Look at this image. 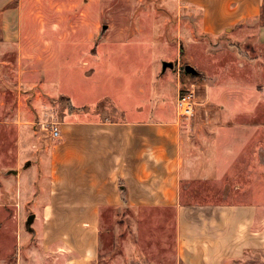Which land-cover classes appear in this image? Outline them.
<instances>
[{
  "label": "rangeland",
  "instance_id": "obj_1",
  "mask_svg": "<svg viewBox=\"0 0 264 264\" xmlns=\"http://www.w3.org/2000/svg\"><path fill=\"white\" fill-rule=\"evenodd\" d=\"M87 1L84 16L86 1L71 0L77 6L66 10L63 24L78 34L56 40L54 56L21 54L15 45L0 43V264L50 263L25 248L40 241L41 231L29 230L31 209L17 192L44 183L34 162L54 141L51 127L71 110L70 103L98 111L76 113L77 118L100 116L101 111L121 117L118 105L155 108L164 103L176 111L174 72L182 83L178 93L189 88L196 102L193 114L179 119L183 202L264 204V45L225 33L181 39L180 63L173 61L161 73L162 61L178 51L177 38L170 36V30L177 31V0ZM164 17L169 20L167 40L159 32ZM133 28L137 31L131 35ZM186 65L195 73L187 72ZM46 83L60 95H47ZM13 171L22 172L20 183ZM100 223L93 264H177L171 208H107ZM233 264H264V248Z\"/></svg>",
  "mask_w": 264,
  "mask_h": 264
},
{
  "label": "crops",
  "instance_id": "obj_2",
  "mask_svg": "<svg viewBox=\"0 0 264 264\" xmlns=\"http://www.w3.org/2000/svg\"><path fill=\"white\" fill-rule=\"evenodd\" d=\"M85 1L81 15L87 16ZM176 5L177 31L170 30V36L177 38L178 51L166 61L180 63L181 39L196 41L225 33L264 45V0H177ZM74 6L71 0H0V43L15 45L21 54L54 56L56 40L78 34L63 24L66 10ZM95 6L97 10L98 3ZM181 11L194 15L182 17ZM168 21L163 18L159 31L166 40ZM136 31L131 29V35ZM83 38L88 39L86 34ZM35 46L37 52H28ZM174 78L177 97L182 84L178 72ZM42 88L49 96L60 95L48 83ZM83 107L62 114L59 136L45 144L31 164L44 183L28 193L17 192L35 215L33 229L41 231L40 241L25 247L32 256L38 252L49 264H93L99 255L102 210L122 206L173 210L177 264H233L263 250V203L183 202L182 124L175 108L170 112L164 103L155 108L118 105L121 117L102 111L100 116L75 117L94 112ZM15 176L19 183L24 179L20 171Z\"/></svg>",
  "mask_w": 264,
  "mask_h": 264
},
{
  "label": "built area",
  "instance_id": "obj_3",
  "mask_svg": "<svg viewBox=\"0 0 264 264\" xmlns=\"http://www.w3.org/2000/svg\"><path fill=\"white\" fill-rule=\"evenodd\" d=\"M196 102L194 99V92L189 88L179 91L176 99V114L180 118H188L193 114ZM59 128L57 124L51 127L50 134L53 138L59 136Z\"/></svg>",
  "mask_w": 264,
  "mask_h": 264
},
{
  "label": "water",
  "instance_id": "obj_4",
  "mask_svg": "<svg viewBox=\"0 0 264 264\" xmlns=\"http://www.w3.org/2000/svg\"><path fill=\"white\" fill-rule=\"evenodd\" d=\"M103 30L106 29V25H104L102 27ZM173 67V62L172 61H162V67H161V72H164L166 70V68H172ZM187 72H193L195 73V69L190 66V65H186L185 68H184ZM29 164V162H27V165ZM14 173H16L15 171H13ZM34 218H35V215L34 214H30L28 217H27V220H26V224L30 227L29 230L32 229V223L34 221Z\"/></svg>",
  "mask_w": 264,
  "mask_h": 264
},
{
  "label": "trees",
  "instance_id": "obj_5",
  "mask_svg": "<svg viewBox=\"0 0 264 264\" xmlns=\"http://www.w3.org/2000/svg\"><path fill=\"white\" fill-rule=\"evenodd\" d=\"M264 16V10H263V12L261 13V17H263ZM68 101H70L69 100V98H68ZM70 106H71V110H80L81 108H75L71 103H70ZM85 107H83L82 109H84Z\"/></svg>",
  "mask_w": 264,
  "mask_h": 264
}]
</instances>
